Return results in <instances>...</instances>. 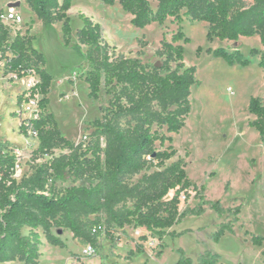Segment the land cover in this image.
Returning a JSON list of instances; mask_svg holds the SVG:
<instances>
[{
	"label": "trees",
	"instance_id": "16d2710c",
	"mask_svg": "<svg viewBox=\"0 0 264 264\" xmlns=\"http://www.w3.org/2000/svg\"><path fill=\"white\" fill-rule=\"evenodd\" d=\"M152 1L155 9L150 0H100L105 6L118 4L137 29L154 23L162 25L167 19L181 24L186 19L208 25V43H236L240 38L258 37L262 50L251 49L247 56L237 48L231 52L224 48L205 52L230 67L246 68L258 59L257 66L264 70V0H252L249 6L244 0ZM24 2L44 27L60 23L64 46H70L68 12L72 0ZM78 18L82 27L76 31L73 48L88 66L81 77L88 87V98L97 100L101 88L109 96L102 118L92 122L93 132L78 144L62 136L47 110L52 76L45 71L43 55L33 48L29 32L11 37L0 21L4 74L18 80L38 79L17 98V106L38 98L35 118L21 121L19 135L27 137L31 132L35 136L38 147L31 158L43 160L31 168L29 175L17 180L16 157L0 144V264H37L39 230L49 245L60 249L65 245L57 232L68 230L81 245H91L95 252L100 238L117 243L113 232L126 227L144 229L159 240L164 236L179 238L186 231L169 230L187 216L203 215L204 205L219 216L228 214L233 218L220 224L212 241L219 243L225 234L234 235L241 208L224 210L218 201L203 202L204 187L189 181L184 162L178 159L166 165L177 153L168 135L178 134L185 126L191 113V89L197 84L195 67L184 65L183 46L189 39L179 29L169 42H161L155 52L157 61L146 65L139 58L115 56L102 37L100 25L83 14ZM201 52L199 47L196 55ZM248 113L254 117L248 126L264 144V101L251 98ZM140 174L141 178L132 182ZM65 182L71 185L58 188V183ZM193 193L202 202L180 211L182 200L186 203ZM141 240L145 242L146 237ZM263 240L252 236L251 244L260 247ZM140 253H144L143 244H136L127 259ZM177 253L176 264H192L182 250ZM161 254L162 250L156 257ZM198 263L221 264L219 257L211 253L201 256Z\"/></svg>",
	"mask_w": 264,
	"mask_h": 264
},
{
	"label": "rangeland",
	"instance_id": "374dc122",
	"mask_svg": "<svg viewBox=\"0 0 264 264\" xmlns=\"http://www.w3.org/2000/svg\"><path fill=\"white\" fill-rule=\"evenodd\" d=\"M244 1L248 6L252 4V0ZM150 5L155 9V2L150 0ZM9 7L15 8L22 17L23 23L16 28L25 35L34 14L24 0H0V10ZM80 14L100 25L102 37L115 56L139 58L146 65L157 61L155 52L163 40L169 42L179 29L183 31L189 39L183 46L184 65L195 67L197 84L191 89V113L185 126L178 134L168 135L177 153L166 165L181 159L189 181L204 187L203 202L218 201L224 210L236 207L241 210L234 224V235L225 234L219 243L212 241V235L220 224L233 218L228 214L219 216L204 205L203 215L187 216L169 230L186 231L179 238L164 236L159 240L144 229L126 227L113 232L117 243L100 238L99 248L89 257L82 254L84 245L74 239L70 231L64 230L58 236L65 245L60 249L49 245L39 230L41 247L37 264H176L179 249L192 264H199V258L205 253L217 255L221 264H264V240L260 247L251 244L252 236L264 239V144L259 134L248 126L254 120L248 113L250 99L257 97L264 101V70L257 66L258 59L246 68L230 67L205 52L218 48L231 52L237 48L247 56L251 49L262 50L259 38H240L236 43L218 40L208 43V25L186 19L181 24L167 19L162 25L154 23L137 29L130 24L131 16L118 4L105 6L100 0H72L68 12L72 29L69 47L64 46L60 23L33 26L30 36L32 46L43 55L45 71L52 76L47 110L53 114L62 136L76 144L93 132L92 122L102 118L109 100L103 88L97 100L89 99L88 87L81 80L88 66L82 54L73 48L76 31L82 27ZM199 47L202 52L197 56ZM37 81L36 77L17 82L6 77L0 79V144L5 152L16 157L14 178L17 180L29 175L34 165L43 162L31 158L38 147L35 136L31 132L27 137L19 135L21 121L32 119L36 110L27 104L17 106V98ZM141 176H135L132 182ZM57 185L65 188L71 184ZM194 196L193 193L186 203L182 200L179 210L193 208L202 202ZM141 237H146V241ZM136 244H143L144 253L128 260L127 254ZM160 250L162 254L157 258Z\"/></svg>",
	"mask_w": 264,
	"mask_h": 264
},
{
	"label": "built area",
	"instance_id": "2783aa9c",
	"mask_svg": "<svg viewBox=\"0 0 264 264\" xmlns=\"http://www.w3.org/2000/svg\"><path fill=\"white\" fill-rule=\"evenodd\" d=\"M0 21L1 23L10 30L11 37H14L17 33L24 36L16 27L23 23L22 17L13 7H9L6 10H0ZM7 78L9 81L17 82L18 79L16 76L12 74L5 75L4 74V61L0 60V79ZM34 84V83H33ZM31 84L29 88L33 85ZM37 97L35 100H30L29 103H26L29 108H37ZM36 115V114H35ZM35 115L33 118H35ZM82 254L86 257L93 256L95 254V249L91 245H85L83 247Z\"/></svg>",
	"mask_w": 264,
	"mask_h": 264
},
{
	"label": "crops",
	"instance_id": "0c3cea01",
	"mask_svg": "<svg viewBox=\"0 0 264 264\" xmlns=\"http://www.w3.org/2000/svg\"><path fill=\"white\" fill-rule=\"evenodd\" d=\"M30 19L32 20V24L30 26L31 28L27 27V30L29 31V35H32L33 26H36V27L40 26V22L37 21V19H36V17L34 15H31ZM33 48H34V46H33ZM39 253H40V251H39ZM12 263H15V262H12ZM12 263H7V264H12Z\"/></svg>",
	"mask_w": 264,
	"mask_h": 264
},
{
	"label": "water",
	"instance_id": "95a60500",
	"mask_svg": "<svg viewBox=\"0 0 264 264\" xmlns=\"http://www.w3.org/2000/svg\"><path fill=\"white\" fill-rule=\"evenodd\" d=\"M61 234H62V231L59 230V231L57 232V235L60 236Z\"/></svg>",
	"mask_w": 264,
	"mask_h": 264
},
{
	"label": "bare ground",
	"instance_id": "6f19581e",
	"mask_svg": "<svg viewBox=\"0 0 264 264\" xmlns=\"http://www.w3.org/2000/svg\"><path fill=\"white\" fill-rule=\"evenodd\" d=\"M73 96V95H72Z\"/></svg>",
	"mask_w": 264,
	"mask_h": 264
}]
</instances>
